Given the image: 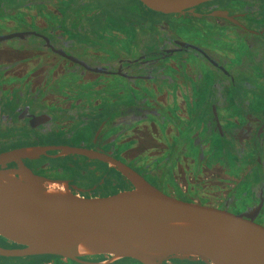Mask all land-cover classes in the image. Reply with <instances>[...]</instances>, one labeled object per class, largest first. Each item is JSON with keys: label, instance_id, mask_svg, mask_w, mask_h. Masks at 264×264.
<instances>
[{"label": "flooded vegetation", "instance_id": "flooded-vegetation-1", "mask_svg": "<svg viewBox=\"0 0 264 264\" xmlns=\"http://www.w3.org/2000/svg\"><path fill=\"white\" fill-rule=\"evenodd\" d=\"M47 147L102 153L169 196L264 226V0L174 14L140 0H0V153ZM20 165L83 197L136 188L113 162L63 149L8 167ZM110 257L0 264H142Z\"/></svg>", "mask_w": 264, "mask_h": 264}, {"label": "water", "instance_id": "water-1", "mask_svg": "<svg viewBox=\"0 0 264 264\" xmlns=\"http://www.w3.org/2000/svg\"><path fill=\"white\" fill-rule=\"evenodd\" d=\"M140 1L154 11L174 14L193 12L214 0ZM49 149L113 162L136 188L112 196L83 197L71 192L64 181L38 176L24 165L8 167ZM48 183L65 184L69 195L45 196ZM0 237L22 246H0L1 257L54 255L82 262L78 247L90 241L99 254L142 264H163L172 258L264 264V226L226 210L169 196L123 163L83 148L0 153Z\"/></svg>", "mask_w": 264, "mask_h": 264}, {"label": "bare ground", "instance_id": "bare-ground-1", "mask_svg": "<svg viewBox=\"0 0 264 264\" xmlns=\"http://www.w3.org/2000/svg\"><path fill=\"white\" fill-rule=\"evenodd\" d=\"M67 195H69V190H67L65 184L48 183L45 185V196L47 197ZM78 253L83 257L89 255H103L99 254L98 250L90 243V241L81 243L78 247Z\"/></svg>", "mask_w": 264, "mask_h": 264}, {"label": "rangeland", "instance_id": "rangeland-1", "mask_svg": "<svg viewBox=\"0 0 264 264\" xmlns=\"http://www.w3.org/2000/svg\"><path fill=\"white\" fill-rule=\"evenodd\" d=\"M185 96H187V94H185ZM161 97H162V96H161ZM161 97H160V98H161ZM162 98H163V100L165 99L164 97H162ZM184 100H185V99H184ZM129 178H130V177H129ZM130 179H131V178H130ZM131 180H132V179H131ZM110 256H111V255H110ZM110 259H113V260H114V258H113L112 256L110 257ZM115 260H117V259H115ZM118 260H119V259H118Z\"/></svg>", "mask_w": 264, "mask_h": 264}, {"label": "trees", "instance_id": "trees-1", "mask_svg": "<svg viewBox=\"0 0 264 264\" xmlns=\"http://www.w3.org/2000/svg\"><path fill=\"white\" fill-rule=\"evenodd\" d=\"M42 260H45V259H42Z\"/></svg>", "mask_w": 264, "mask_h": 264}]
</instances>
